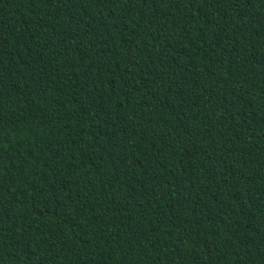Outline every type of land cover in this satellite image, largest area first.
<instances>
[{"label": "trees", "instance_id": "trees-1", "mask_svg": "<svg viewBox=\"0 0 264 264\" xmlns=\"http://www.w3.org/2000/svg\"><path fill=\"white\" fill-rule=\"evenodd\" d=\"M0 264H264V0H0Z\"/></svg>", "mask_w": 264, "mask_h": 264}]
</instances>
